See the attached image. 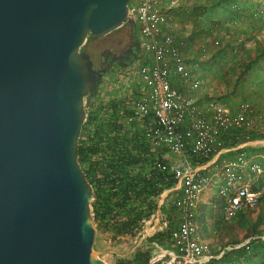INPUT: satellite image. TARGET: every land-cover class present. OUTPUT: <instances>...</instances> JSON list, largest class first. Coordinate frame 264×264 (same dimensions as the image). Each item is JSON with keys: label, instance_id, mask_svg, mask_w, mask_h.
I'll use <instances>...</instances> for the list:
<instances>
[{"label": "water", "instance_id": "water-1", "mask_svg": "<svg viewBox=\"0 0 264 264\" xmlns=\"http://www.w3.org/2000/svg\"><path fill=\"white\" fill-rule=\"evenodd\" d=\"M133 0H0V264H108L78 161L102 70L89 34L125 24Z\"/></svg>", "mask_w": 264, "mask_h": 264}, {"label": "built area", "instance_id": "built-area-1", "mask_svg": "<svg viewBox=\"0 0 264 264\" xmlns=\"http://www.w3.org/2000/svg\"><path fill=\"white\" fill-rule=\"evenodd\" d=\"M181 1L133 0L129 7V15L141 35L139 81L136 90L133 88L122 98L128 114L119 122L125 126L139 122L143 128L141 142L149 148L150 161L146 168L165 173L167 178L174 180L159 201L165 193L178 191L172 200L179 214L178 224H168L159 231L164 236L154 242L166 245L160 247V252L149 264H209L220 260L227 252L243 247L250 250L251 241L264 240V232L254 233L245 241L214 252L200 234L198 209L203 193L214 182L209 168L217 153L230 152L240 146L235 157L222 161L218 167L223 173L218 194L225 202V221L262 203L264 158L256 159L243 148L255 141L253 136L263 134L264 113L245 102L233 109L218 99L200 100L190 92L200 84L192 78L191 68L176 40V11ZM258 12L264 13V5ZM205 49L203 46V51ZM234 141L238 143L232 144ZM177 155L182 161H176ZM191 157L200 162H193ZM160 159L166 161L161 163ZM140 234L141 230L137 236ZM260 264H264V258Z\"/></svg>", "mask_w": 264, "mask_h": 264}, {"label": "rangeland", "instance_id": "rangeland-1", "mask_svg": "<svg viewBox=\"0 0 264 264\" xmlns=\"http://www.w3.org/2000/svg\"><path fill=\"white\" fill-rule=\"evenodd\" d=\"M229 3L234 9L220 6L211 9L197 4L191 6L187 2L180 4L176 40L191 68L192 78L200 84L198 89L190 92L198 95L200 100L218 99L233 109L245 102L264 113V83H261L264 80V13L261 16L254 15L256 8L264 5V0H229ZM120 28L126 31L125 25ZM217 40L219 44L215 43ZM203 46L206 48L204 51ZM140 57L141 54L138 60ZM138 60L137 63L106 75L96 100H120L129 95L131 90H136L139 81ZM241 73L243 77L239 79ZM259 136L254 140L260 138L259 143L263 144L264 132ZM251 152L253 154L250 155H254L255 152ZM170 210L174 209L171 207ZM93 221L97 229L95 250L108 264H116L115 254L119 256L121 248L135 247L141 237L115 232L108 225L99 224L94 217ZM212 225L214 227L215 222ZM223 225L228 228L224 230L226 236H220L222 245L245 241L254 233L262 234L264 202ZM260 253L258 249L241 252L236 256L229 254L225 260L209 264H257Z\"/></svg>", "mask_w": 264, "mask_h": 264}, {"label": "trees", "instance_id": "trees-1", "mask_svg": "<svg viewBox=\"0 0 264 264\" xmlns=\"http://www.w3.org/2000/svg\"><path fill=\"white\" fill-rule=\"evenodd\" d=\"M202 4L211 9L218 6L234 9L229 0H207L200 5ZM258 8L254 15L261 16ZM242 77L243 73L239 79ZM261 83H264V80ZM87 113L92 121L88 130L82 131L79 137L78 161L93 188V217L99 224L108 225L115 232L135 235L143 229L145 220H149L157 211L160 195L166 188L173 186L174 180L167 178L165 173L146 168L150 155L149 148H145L141 142L140 133L143 128L138 121L132 122V126L119 122L121 117L128 114L123 99L109 100L106 103L96 100V97L90 94ZM258 136L256 134L253 137ZM237 143L234 141L232 144ZM160 160L161 163L166 161ZM191 160L200 162L194 157H191ZM162 236L163 232L156 233L151 241L160 240ZM258 249L261 250V257L257 264H260L264 258L262 239L251 241L250 250L243 247L230 251L220 260H225L229 254L236 256L241 252L248 253ZM150 259L149 251H137L134 258L119 259L118 262L149 264Z\"/></svg>", "mask_w": 264, "mask_h": 264}, {"label": "crops", "instance_id": "crops-1", "mask_svg": "<svg viewBox=\"0 0 264 264\" xmlns=\"http://www.w3.org/2000/svg\"><path fill=\"white\" fill-rule=\"evenodd\" d=\"M207 0H182V2L191 3L193 6L194 4L200 5L201 3L205 2ZM206 5V4H205ZM204 4H202V7ZM181 5L176 11V20L179 18V10L181 13ZM178 15V16H177ZM178 23V20H177ZM258 141V142H257ZM259 140H255L252 142H249L247 147L243 148V151H246L248 149L247 153L253 154V157L256 159H259V157L264 156V149L263 145L260 144ZM260 145H259V144ZM259 145V146H257ZM249 147V148H248ZM255 147V148H250ZM240 146H235L231 149L230 152L221 151L217 153L210 163V171H212L214 175V182L210 188H208L202 195L201 203L198 209V223H199V231L202 236V238L208 242L211 245V248L214 252H217L221 250L222 248H225L229 244H223L221 243L220 236L225 237L226 232L224 231L227 226L223 225L226 223L224 219V200L218 195V187L219 184L223 180V173L220 168V163L224 160L231 159L235 157L238 154V149ZM176 161H182V157L177 155L175 157ZM178 191H175L174 193H165L159 201V211L155 213L149 220L145 222V225L143 229L141 230V234L138 236L140 237L137 241V244L133 248H121L119 256L116 255V264H119V259H131L134 258L137 251L140 252H146L149 251L151 255V259L149 263H152L154 261L155 255H157L160 252V247L165 246L164 243L159 244L158 242L151 241L153 239V236H155V233H158L159 231L164 230V228L168 224H174V226H177L179 221V214L178 211L173 208L174 210H170L172 205V200L177 197ZM163 205V206H162ZM162 209H161V208ZM212 222H215V226L213 227ZM225 234V235H224Z\"/></svg>", "mask_w": 264, "mask_h": 264}, {"label": "flooded vegetation", "instance_id": "flooded-vegetation-1", "mask_svg": "<svg viewBox=\"0 0 264 264\" xmlns=\"http://www.w3.org/2000/svg\"><path fill=\"white\" fill-rule=\"evenodd\" d=\"M125 29L118 28L106 36L88 35L83 48L92 52L95 63L102 70L100 84L89 96L96 97L106 75L137 63L141 54L140 31L135 23L125 24Z\"/></svg>", "mask_w": 264, "mask_h": 264}]
</instances>
